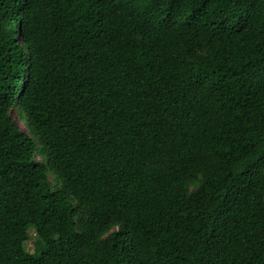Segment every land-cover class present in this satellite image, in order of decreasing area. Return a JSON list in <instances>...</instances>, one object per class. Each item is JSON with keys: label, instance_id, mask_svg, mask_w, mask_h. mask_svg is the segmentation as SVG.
<instances>
[{"label": "trees", "instance_id": "trees-1", "mask_svg": "<svg viewBox=\"0 0 264 264\" xmlns=\"http://www.w3.org/2000/svg\"><path fill=\"white\" fill-rule=\"evenodd\" d=\"M0 264H264V0H0Z\"/></svg>", "mask_w": 264, "mask_h": 264}, {"label": "rangeland", "instance_id": "rangeland-1", "mask_svg": "<svg viewBox=\"0 0 264 264\" xmlns=\"http://www.w3.org/2000/svg\"><path fill=\"white\" fill-rule=\"evenodd\" d=\"M51 180H54L53 175H50ZM53 183L55 184V182L53 181ZM34 240H35V233L33 231L32 228L29 229V237L28 239L25 241L24 244V248L27 252H31L33 250L34 247Z\"/></svg>", "mask_w": 264, "mask_h": 264}]
</instances>
